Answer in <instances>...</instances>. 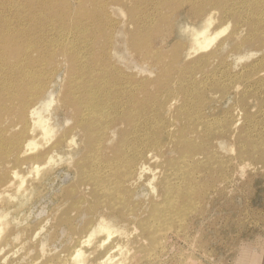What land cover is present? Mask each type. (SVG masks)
Wrapping results in <instances>:
<instances>
[{
	"label": "rangeland",
	"instance_id": "374dc122",
	"mask_svg": "<svg viewBox=\"0 0 264 264\" xmlns=\"http://www.w3.org/2000/svg\"><path fill=\"white\" fill-rule=\"evenodd\" d=\"M154 6L0 0V52L10 39L36 59L28 77L0 60V264H264V0H233L236 21L216 0ZM83 148L99 175L128 172L125 209L89 194ZM101 218L108 242L79 245Z\"/></svg>",
	"mask_w": 264,
	"mask_h": 264
},
{
	"label": "bare ground",
	"instance_id": "6f19581e",
	"mask_svg": "<svg viewBox=\"0 0 264 264\" xmlns=\"http://www.w3.org/2000/svg\"><path fill=\"white\" fill-rule=\"evenodd\" d=\"M149 1L150 3L155 5L154 8L156 9V11H160L161 10L160 7L163 4H165V0H149ZM232 1L233 0H216L218 4L222 5L223 12L226 13L228 16H230L231 20H234V21L240 20L241 13L239 11L234 10V8L232 7ZM253 2L254 0H243L244 5H250ZM253 16L255 18H259V17L263 18L264 12L255 10L253 12ZM223 29L224 30L221 29L222 30L221 32H219L220 31L219 30L218 33L213 32L214 34L213 36L209 35L208 32H207L208 34L204 32L200 35H196L195 36L196 47H197L196 50H205L209 48L210 46H212V44L215 42L218 36L222 35V33L226 30L225 27ZM2 45H3L2 52H0V60L2 64L6 65L7 68H14L16 66L17 71L19 73H24V75L28 77L30 74L29 68L32 66V63L36 61L35 57L32 55L34 52L32 50L33 48L15 45V43L10 39H6ZM139 45L142 47L141 43ZM139 50L141 51L142 49H139ZM209 55L212 56L214 54L211 53ZM20 60L24 61L23 68H20L22 67ZM11 63H13V65H11ZM0 76H2V74H0ZM16 101L18 104L23 103V101L19 97H16ZM1 102H2V97L0 95V107L2 104ZM2 111L3 109L0 108V116H1ZM80 116H81L80 112H78L77 117L74 116V118L76 117L74 120L77 126H79L81 123ZM41 124H43V121L41 118H38L36 125L41 127L45 135L49 134L50 131L48 127L43 126ZM191 131H192V127L185 126V129L184 128L181 129L182 135H178V136L175 135L174 140L178 141L180 139L185 144L189 143L190 139L189 138L185 139L184 137H186L187 133ZM29 145H33V143H29ZM52 145H54L53 148L49 152H45L46 159H47L46 164H51V165L55 163L53 159L54 157L53 154L60 153L61 149L63 148L61 140H58V141L55 140ZM152 145L155 146L154 150L155 149L158 150V147H159L158 143H153ZM184 149H185V152L183 151L185 155L184 158H186L187 156L191 154L189 153L190 146L188 144L184 145ZM79 151L81 153L80 154L81 157L74 163V166L75 168H77V173H79L81 179H85V180L89 179L88 181H90V184H89L90 187L89 186L87 187L89 188V194L92 195L93 193V195L102 197V198H99V200L103 201L106 204L105 206L107 210L113 211L114 208L118 210L125 209L127 202H129L128 200L129 193L127 192V190L121 189V187L123 186L124 181L129 179L128 172L125 169L119 170V171H116V170L111 171L113 169L112 167H110L106 174L99 175L94 169L96 162H92L90 164V162L92 161V156L90 155V153L86 152L84 148L82 149V152L81 150ZM177 169H178V166L175 164L169 166V171L171 172ZM13 176L15 178H19L16 172L13 173ZM167 202H168V196L165 194L164 203L160 206L153 207L152 208L153 212H156L157 208L163 207L165 203ZM94 205H96V203H94ZM75 206L78 208L79 205L75 204ZM98 222L99 223L94 228H91V230L88 232L89 234L86 237L79 240V245L89 244L90 242L94 240L96 236L101 235V234L104 235V240L101 243L105 244V242L106 243L108 242V240L111 238V235L115 232L114 230L115 228H112L111 226H109L110 222L106 218H101ZM116 248H120V247L116 246ZM82 252L83 251H80V250H74L72 254V258L73 259L78 258L80 255H83ZM243 254L251 255L253 258L252 252L244 250ZM113 261L114 259L112 256H106V259L102 261V264H114ZM247 262L248 261L246 260V257L241 255L239 264H247ZM250 264H254V263L251 261Z\"/></svg>",
	"mask_w": 264,
	"mask_h": 264
}]
</instances>
